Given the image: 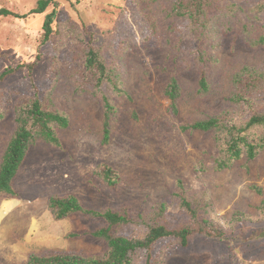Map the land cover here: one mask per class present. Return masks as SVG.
Returning <instances> with one entry per match:
<instances>
[{
    "label": "rangeland",
    "instance_id": "obj_1",
    "mask_svg": "<svg viewBox=\"0 0 264 264\" xmlns=\"http://www.w3.org/2000/svg\"><path fill=\"white\" fill-rule=\"evenodd\" d=\"M55 1L43 13L28 14L37 0H0V8L25 15L0 16V73L16 68L0 80L11 98L0 120V159L16 127L20 96L48 94L69 118L67 127L55 128L61 146L41 139L31 144L13 180L17 196L0 197V264H24L33 252L89 257L105 250V242L92 235L101 221L83 213L54 219L47 206L53 195L73 193L96 210L127 206L147 212L166 202L177 217L180 196H200L218 216L230 218L239 210L263 218L264 151L214 171L213 131L181 125L233 106L232 76L244 65L264 67V44H253L264 35V0H211L209 20L198 29L171 13L175 0ZM52 10L53 36L43 42V20ZM88 43L100 50L124 91L101 87L115 107L107 142L95 89L76 90L67 71ZM201 70L209 86L202 94ZM171 78L180 85L177 112L164 93ZM103 164L118 173L115 188L98 173ZM232 233L239 239L195 235L168 252L164 264H264V223Z\"/></svg>",
    "mask_w": 264,
    "mask_h": 264
},
{
    "label": "trees",
    "instance_id": "obj_2",
    "mask_svg": "<svg viewBox=\"0 0 264 264\" xmlns=\"http://www.w3.org/2000/svg\"><path fill=\"white\" fill-rule=\"evenodd\" d=\"M51 4H56V1L37 0L28 14L43 13ZM210 6L211 0H175L171 5V13L184 17L193 28L198 29L209 20ZM7 15L25 17L0 8V16ZM54 15L55 10H52L44 17L43 42L53 36ZM253 44H264V35H260ZM81 53L79 62L67 71L69 77L74 78L76 90L86 86L95 89L94 94L99 97L104 110L103 141L107 142L110 135L109 120L115 107L111 98L101 91V87L108 84L116 93L124 91L117 73L106 63L95 45L88 43ZM15 69L9 68L0 73V80ZM231 83L233 90L229 100L233 106L208 118L181 125L183 130L213 131L218 150L213 159L214 171H222L241 158L253 160L264 151V67L244 65L232 76ZM208 90L206 72L201 70L198 93H206ZM164 93L170 100L172 110L177 112L180 85L176 78L169 80ZM10 103L9 92L0 89V120L4 118ZM14 122L15 130L0 159V197L17 196L13 180L31 144L41 139L54 146H61L55 128L67 127L69 118L53 107L48 94L43 98L33 94L19 97L14 105ZM98 173L111 187L115 188L119 183L118 173L107 164L101 165ZM179 199L177 206L183 215L179 211L177 217L169 211L166 202L153 204L147 212H133L127 206L116 210L89 209L73 193L50 196L47 206L54 219L83 213L101 221L102 224L92 231V235L102 239L106 248L100 255L89 257L60 250L33 252L28 254L24 264H134L140 261L142 264H164L168 252L187 246L195 235L213 240H235L239 239L237 234L232 233L236 228L264 223V200L259 205L263 218L253 220L239 210L234 211L230 218L218 216L205 197L180 196Z\"/></svg>",
    "mask_w": 264,
    "mask_h": 264
}]
</instances>
